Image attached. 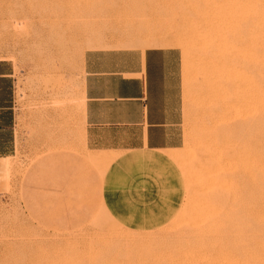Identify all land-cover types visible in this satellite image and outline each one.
Masks as SVG:
<instances>
[{"label":"rangeland","instance_id":"1","mask_svg":"<svg viewBox=\"0 0 264 264\" xmlns=\"http://www.w3.org/2000/svg\"><path fill=\"white\" fill-rule=\"evenodd\" d=\"M258 1L0 0L17 138L2 177L0 264H264ZM148 48L180 55L184 139L172 160L182 201L148 233L163 240L110 216L101 194L111 159L83 142L84 54Z\"/></svg>","mask_w":264,"mask_h":264},{"label":"crops","instance_id":"2","mask_svg":"<svg viewBox=\"0 0 264 264\" xmlns=\"http://www.w3.org/2000/svg\"><path fill=\"white\" fill-rule=\"evenodd\" d=\"M83 142L111 159L102 185L110 216L145 235L177 214L172 160L183 145L180 55L171 48L94 49L83 56ZM12 74L0 69V194L17 149ZM161 236V237H160Z\"/></svg>","mask_w":264,"mask_h":264},{"label":"bare ground","instance_id":"3","mask_svg":"<svg viewBox=\"0 0 264 264\" xmlns=\"http://www.w3.org/2000/svg\"><path fill=\"white\" fill-rule=\"evenodd\" d=\"M257 2H259V1L257 0ZM261 2H264V0H261ZM254 4H258V3L254 2ZM260 5L264 6V4H261V3H260ZM257 6H258V9H257V8H256V9H257L258 11L261 10V8L259 9V4H258ZM262 6H261V7H262ZM255 7H256V6H255ZM257 10H255V11H257ZM257 14L262 15V14H264V13L261 14V13L256 12V16L258 17ZM259 18L262 19V20H264V18L258 17V20H255V22H256V21L258 22V23H256V24H259L258 26L260 27L261 25H264V21H260V23H261V25H260V23H259ZM252 25H253V24H252ZM261 28H262V31H264V26H262ZM257 30H258V29H257ZM260 33H261V32H260ZM260 33H259V34H260ZM262 35H264V34H262ZM262 35H261V36H260V35L258 36V37H260V38H258V40L261 39V37H264V36H262ZM258 40H257V43H258ZM260 42H261V43H264V41L259 40V43H258L259 45H260ZM261 45H264V44H261ZM256 46H257V45H256ZM259 47H260V46H259ZM255 69H256V68H255ZM41 75H42V74H41ZM40 77H44V76H39V78H40ZM34 78H35V77H34ZM41 79H42V78H41ZM41 79H40V80H41ZM43 79H44V78H43ZM43 79H42V80H43ZM44 80H45V79H44ZM44 80H43V81H44ZM257 82H258V81H257ZM32 83H33V82H32ZM258 85H259V84H258ZM25 86H26V85H25ZM40 86H41V85H40ZM40 86H39V81H37L36 83L33 84L32 87H34L35 89H38V87H40ZM44 86H45V85H44ZM42 87H43V86H42ZM42 87H40L39 89H41ZM23 89H24V88H23ZM42 89H44V87H43ZM67 89H68V88H67ZM61 90L63 91V88H62ZM255 90H256V88H255ZM42 91H43V90H41V92H42ZM44 91H45V89H44ZM44 91H43V92H44ZM62 91H61V92H62ZM39 92H40V90H39ZM256 92H258V90H257ZM44 93H45V92H44ZM62 93H63V92H62ZM62 93H61V94H62ZM256 94H257V93H256ZM259 94H260V93H259ZM42 95H43V94H42ZM62 96H63L64 100H62V102H60V107L62 106V108H63V107H65V106L67 105V101H68V100H67V96L65 97V92L62 94ZM261 97H262V95H261ZM256 98H257V96H256ZM61 99H62V98H61ZM61 103H62V105H61ZM60 107H59V108H60ZM66 111H67V110H65V112H66ZM65 112H64V113H65ZM62 113H63V111H62ZM66 113H67V112H66ZM66 113H65V114H66ZM61 116H63V118H64V115H63V114H62ZM65 116H66V115H65ZM63 118H61V119H63ZM66 119H67V118H66ZM66 119H65V120H66ZM63 120H64V119H63ZM63 120H62V121H63ZM65 120H64V122H65ZM64 122H63L62 124H64V126H65V123H66V122H65V123H64ZM64 128H65V127H64ZM60 130H61V129H60ZM62 131H63V128H62ZM62 135H63V134H62ZM262 149H264V148H262ZM260 244H261V243H260ZM226 246H227V245H226ZM235 254H236V253H235ZM232 261H233V260H232Z\"/></svg>","mask_w":264,"mask_h":264}]
</instances>
